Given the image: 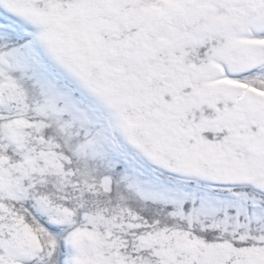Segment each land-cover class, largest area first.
<instances>
[{"label": "snow or ice", "instance_id": "obj_1", "mask_svg": "<svg viewBox=\"0 0 264 264\" xmlns=\"http://www.w3.org/2000/svg\"><path fill=\"white\" fill-rule=\"evenodd\" d=\"M0 264H264V0H0Z\"/></svg>", "mask_w": 264, "mask_h": 264}]
</instances>
